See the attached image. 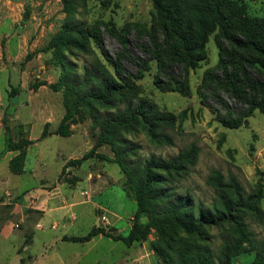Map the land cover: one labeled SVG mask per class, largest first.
<instances>
[{"label": "rangeland", "instance_id": "rangeland-1", "mask_svg": "<svg viewBox=\"0 0 264 264\" xmlns=\"http://www.w3.org/2000/svg\"><path fill=\"white\" fill-rule=\"evenodd\" d=\"M242 1L251 15L264 16V0ZM153 15L152 0H0V141H4V134L8 131L14 143L23 144L15 149L19 153L9 162V168L15 174L23 172L26 149L32 143L28 136L41 141L29 151V158L32 161L37 159L41 164L35 178H29V187L37 186L40 180L45 184L47 178H55L68 186H75L78 182L86 186L90 173L93 182L108 184L102 193L95 196V200L111 202L115 208L124 205L130 213L135 211L136 202L132 193L123 189L125 177L110 144L96 150L107 158L93 155L80 163L66 166L68 161L81 159L93 147L100 127L94 124L88 105L75 106L66 95V87L56 85L61 74H67L68 69L82 77L84 68L95 63V54L88 48L53 47L52 42L67 22L86 27L103 22L111 28L127 29L131 54L146 58L147 54L139 45L148 42L144 31L152 28ZM101 29L107 51L111 55L119 52L121 46L117 39L106 31L104 24ZM73 38L79 40L77 35ZM85 44L108 64L93 38ZM206 53L207 58L201 66L191 69L187 75L178 66L171 69L179 81L185 80L189 85L187 95L168 91L166 86L159 89L153 83L158 65L152 60L150 70L136 80L142 89L139 98L118 100L114 107L99 106L98 113H113L140 100H153L161 107L174 111L178 117L176 123L160 126L156 134H149L142 128L123 134L125 141L138 146L131 160L138 165L152 158L170 159L182 152L191 153L169 176L167 185L175 195L191 197L196 206L213 209L216 194L212 177L222 175L228 181L235 176L246 193L256 192L259 195V205L264 210V113L256 109L245 124L236 128L224 125L223 117L241 111L246 105L226 92H221L219 99L207 86L200 93L199 87L206 72L219 62L215 34L209 37ZM125 67L132 73L138 70L131 63H125ZM162 80L169 82L168 77ZM39 81L45 83L35 88L34 84ZM43 130H46L47 137L42 136ZM40 136L44 138L40 140ZM56 149L68 160L59 174L57 171L63 158ZM20 153L22 159L18 158ZM13 177L17 182L23 176ZM84 194L88 196L90 193L84 191ZM18 200L11 187L0 197V264H18L19 253H23L25 257L21 259V264L27 261L29 254L23 249V238L27 234L23 236V227L15 225L17 217L13 206ZM101 220L106 222V216L101 215ZM142 221H147V217ZM246 221L254 236L264 240V222L252 216H248ZM229 234L228 224L216 222L192 240L207 245L216 264H219L221 245ZM180 235L183 238L174 242L177 263L156 251L154 244L162 245L157 228L151 226L144 240L149 241L160 264H182V258L177 253L185 248L181 246V241L190 236L185 233ZM253 259L254 254L241 253L233 257L231 264H252Z\"/></svg>", "mask_w": 264, "mask_h": 264}, {"label": "trees", "instance_id": "trees-1", "mask_svg": "<svg viewBox=\"0 0 264 264\" xmlns=\"http://www.w3.org/2000/svg\"><path fill=\"white\" fill-rule=\"evenodd\" d=\"M152 2V28L144 31L148 42L139 45L147 54L146 58L131 54L127 29L111 28L103 22L90 27L67 22L54 36L53 47L88 48L95 54V63L84 68L82 77L68 69L67 74H61L56 85L66 87V95L73 100L72 104L75 106L88 105L94 124L100 127L93 147L81 159L68 161L66 166L80 163L93 155L107 158L96 150L104 144H110L125 177L123 189L126 193L131 192L136 202L132 228L127 235L93 227L84 236H65L64 239L87 241L96 234L103 233L115 240L132 244L146 239L148 229L153 226L158 229L162 241V245L154 244V247L168 259L177 263L174 242L183 238L180 234L185 233L190 237L181 241V246L185 247L177 253L182 258L181 263L216 264L207 245L192 239L202 235L209 225L226 223L230 234L221 245L219 264H231L233 257L241 253L254 254L252 264H264V240H258L254 236L246 221L248 216H252L257 221L264 222V210L259 205V195L256 192L246 193L235 176L225 181L222 175H214L211 182L216 202L213 209H206L196 206L191 197L175 195L167 185L169 176L191 153L182 152L170 159L152 158L138 165L131 160L136 155L138 146L125 141L123 134L140 128L149 134H156L160 126L176 123L178 117L174 111L161 107L153 100H140L113 113H98L99 106L114 107L118 100L131 101L139 98L142 89L136 80L143 78L145 72L150 70L152 60L158 65L153 83L159 89L166 86L168 91L187 95L189 85L185 80L179 81L171 69L178 66L187 75L191 69L199 68L207 58V43L212 34H215L220 58L218 64L206 72L199 87L200 93L207 86L219 99L220 93L226 92L231 98L246 105L241 111L223 117L224 125L231 128L245 124L256 109L264 113V16L251 15L242 0ZM102 24L121 46L120 51L114 55L105 48ZM74 35L79 40L75 41ZM90 38L94 39L109 65L91 47L86 46L85 42ZM125 63L137 66L138 70L135 73L126 70ZM66 67L67 65L65 69ZM163 77H168L169 82H163ZM44 83L39 81L34 87ZM46 135V130H43L42 136ZM5 141V150L19 149L23 145L14 143L8 131ZM28 143L30 142H26ZM22 157L20 153L18 158ZM146 217L147 221H142Z\"/></svg>", "mask_w": 264, "mask_h": 264}, {"label": "crops", "instance_id": "crops-1", "mask_svg": "<svg viewBox=\"0 0 264 264\" xmlns=\"http://www.w3.org/2000/svg\"><path fill=\"white\" fill-rule=\"evenodd\" d=\"M5 136L4 141H0V197L4 196L9 187L19 197L13 206L17 217L15 225L23 227V236L27 234L23 238V249L29 251L27 261L21 264H160L149 241L126 244L103 233L87 241L65 240V236H84L93 227L127 235L132 228L135 211L130 213L124 209V205L115 208L111 202L95 200V196L102 193L108 184L93 182L90 173L87 175L86 186L81 182L68 186L55 178H47L45 184L40 180L37 186L29 187V178H35L41 166L37 159L32 161L29 158V151L41 141L28 136L32 143L26 149L23 172L15 174L11 172L9 162L19 151L5 150ZM44 137L40 136V140ZM56 150L63 158L57 171L59 174L68 160L64 159L59 149ZM15 175L23 177L15 182ZM84 191L90 194L86 196ZM101 215L106 216V222L101 220ZM19 255L21 261L25 256L23 253Z\"/></svg>", "mask_w": 264, "mask_h": 264}, {"label": "built area", "instance_id": "built-area-1", "mask_svg": "<svg viewBox=\"0 0 264 264\" xmlns=\"http://www.w3.org/2000/svg\"><path fill=\"white\" fill-rule=\"evenodd\" d=\"M103 219H105V217H103Z\"/></svg>", "mask_w": 264, "mask_h": 264}]
</instances>
